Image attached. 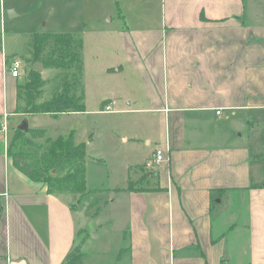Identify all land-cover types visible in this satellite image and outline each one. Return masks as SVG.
Instances as JSON below:
<instances>
[{
  "label": "crops",
  "instance_id": "crops-1",
  "mask_svg": "<svg viewBox=\"0 0 264 264\" xmlns=\"http://www.w3.org/2000/svg\"><path fill=\"white\" fill-rule=\"evenodd\" d=\"M250 1L145 0L142 22L116 31L123 56L100 71L117 85L90 110L83 83L81 112L28 113L0 35V126L110 103L121 116L106 129L110 185L92 187L86 162V222L67 193L16 167L0 130V264H63L85 230V264H264V12ZM158 149L165 159L146 168Z\"/></svg>",
  "mask_w": 264,
  "mask_h": 264
},
{
  "label": "rangeland",
  "instance_id": "rangeland-1",
  "mask_svg": "<svg viewBox=\"0 0 264 264\" xmlns=\"http://www.w3.org/2000/svg\"><path fill=\"white\" fill-rule=\"evenodd\" d=\"M144 1L0 0V35L2 34L6 38V50L10 58L13 59L15 56L21 59L22 68L28 70L25 74H21L22 80L26 79L27 82H30L32 64H34L35 41L39 34L72 32V34L79 36L83 35L81 32H84L87 39L86 50L81 57L82 62L71 66L72 68H54L44 65L43 70L47 69L44 72L47 80L42 86L32 91V95L27 93L29 97L31 95L28 113L35 110L34 103L51 99L64 91L66 83H69L72 92L78 95L82 91V84H85L89 94L86 106L90 110L96 109L99 97L106 95V93H109V97L117 85L118 79L116 80L115 75L106 78L100 71L106 65L114 63L116 59L123 56L116 39V31L128 24L134 26L138 21L142 22L144 14L141 7L144 5ZM129 2L137 7L134 10L128 9ZM261 2L264 4V0ZM247 3L249 8L253 2L247 0ZM263 4L262 12H264ZM256 7L257 5L254 8ZM11 9L15 10L16 15H10ZM40 75L43 79L41 72ZM118 77L121 81L124 79L122 76ZM121 81L119 80V83L122 85ZM23 91L26 92V90ZM100 105L98 106L101 107ZM98 106L97 108H99ZM104 111L114 112L115 107L111 111H107L105 107ZM110 113L89 111L88 113L66 114L59 117L46 115H38L37 117L25 115L24 117L31 125L40 124L48 129L51 136L72 132L74 137L86 142L93 137L92 143L86 148L90 185L92 187H107L110 185V181L107 179L105 160L109 158L112 152L111 146L115 143V139L107 133V130L112 119L119 122L121 117L118 113ZM4 121L8 122V131L2 138L7 142L9 141L10 145L17 128H12L8 119ZM20 123L18 124L20 125ZM92 125L94 128L91 130ZM93 161L97 163H93ZM86 190L84 195L71 192L66 194L72 201L73 211L80 217L78 220L81 222H86V219L89 220V216L97 212V207L93 206L97 202L94 192H86ZM60 191L58 190V192ZM80 235V238L88 237L87 230Z\"/></svg>",
  "mask_w": 264,
  "mask_h": 264
},
{
  "label": "trees",
  "instance_id": "trees-1",
  "mask_svg": "<svg viewBox=\"0 0 264 264\" xmlns=\"http://www.w3.org/2000/svg\"><path fill=\"white\" fill-rule=\"evenodd\" d=\"M82 47L81 35L71 32L39 34L35 41L33 61L42 62L47 67H71L80 63ZM30 75L32 76L26 87L31 94L45 81L41 78L40 71L34 68ZM71 89L69 83H66L64 91L50 100L34 103L33 113L58 115L85 110V94L83 92L80 95L74 94ZM12 139V143L8 146V153L16 167L32 179L47 183L50 193L61 190L65 193L84 195L86 189L88 190L86 192L93 191L87 188L86 181L87 144L85 142L77 144L72 133L67 137L60 136L54 139L47 136V130L44 128H17ZM86 238V236L81 238L72 247L63 264H85L82 249Z\"/></svg>",
  "mask_w": 264,
  "mask_h": 264
},
{
  "label": "built area",
  "instance_id": "built-area-1",
  "mask_svg": "<svg viewBox=\"0 0 264 264\" xmlns=\"http://www.w3.org/2000/svg\"><path fill=\"white\" fill-rule=\"evenodd\" d=\"M22 60L21 59H17V58H13L11 61H10V66H9V69L11 71V74L14 76V77H19L22 73ZM112 106V103L110 104H106L105 107H106V110L107 111H111L113 107ZM217 113H221V109H218L217 110ZM6 120V119H5ZM0 130L1 132H3L5 135L7 134V131H8V125H7V122L4 121L1 126H0ZM165 159V156H164V153L162 150L158 149L156 151V154L154 155V157L148 159L144 165L146 166V168L148 169H153L157 164H159L161 161H163Z\"/></svg>",
  "mask_w": 264,
  "mask_h": 264
},
{
  "label": "water",
  "instance_id": "water-1",
  "mask_svg": "<svg viewBox=\"0 0 264 264\" xmlns=\"http://www.w3.org/2000/svg\"><path fill=\"white\" fill-rule=\"evenodd\" d=\"M15 14V10L14 9H11L10 10V15H14ZM43 67H44V64H42L41 62L39 61H35L34 63V69L38 70V71H42L43 70ZM20 129H28L29 128V124H27V122L24 120L22 121L21 125L19 126Z\"/></svg>",
  "mask_w": 264,
  "mask_h": 264
}]
</instances>
